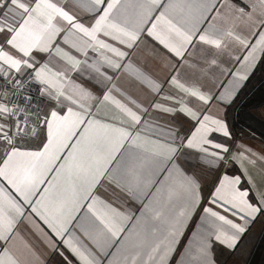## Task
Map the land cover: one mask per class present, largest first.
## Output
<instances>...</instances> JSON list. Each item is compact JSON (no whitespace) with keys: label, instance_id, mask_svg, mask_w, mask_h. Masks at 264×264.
Masks as SVG:
<instances>
[{"label":"snow or ice","instance_id":"6c2138e0","mask_svg":"<svg viewBox=\"0 0 264 264\" xmlns=\"http://www.w3.org/2000/svg\"><path fill=\"white\" fill-rule=\"evenodd\" d=\"M162 3L163 0H136L137 11L129 14L131 0H79L80 7L93 14L86 24L55 0H0V79L10 77L13 71L22 74V69H32L35 80L44 86L40 94L47 97L52 104L43 117L39 113L35 114V126H31L27 107L9 106L4 102L5 94L0 92V178L6 180L19 193L25 204L31 206L35 203L36 207H32L31 211L60 238V242L80 264H103L77 237L72 234L65 236L73 213L81 206V201H91L89 210L104 226L100 233L104 237V243L89 236L104 256L109 255L106 247H111L113 241L124 231L123 227L106 221L105 216L111 214L121 220L127 219V216L99 200L93 192L95 186L108 173L111 161L119 154L125 161L133 162L134 167L128 171L134 176V185L139 193L159 184L160 180L156 179L158 174L168 173L169 177L173 175L179 149L167 141L143 138L137 127L142 121L139 113H147L148 109L135 105L136 110H133L112 97L111 93L104 95L102 101L98 102L111 101L118 111L110 117L113 123L101 121L86 103L92 99L91 93L75 85L71 92H66L65 73L54 71L48 63L37 67L33 52H49L57 36L66 32L63 37L65 44L70 42L71 37L82 34L81 43L71 42V47L85 56L86 49L91 48L93 51L107 50L116 57L123 58L127 53L105 42L100 38L101 35L131 48L140 38V34L147 31L149 36L170 53L181 58L187 52L188 46L193 44L194 38L221 49L222 46L226 47L223 44L226 36L232 37L244 48L251 47V51L243 57L246 62L255 61L257 51L264 53V11L254 21V26L259 30L253 33L258 36L253 47L246 37L232 31L224 32L213 23H208L206 29H201L200 26L206 21L215 20L221 15L220 8L226 0H187L188 8L191 10L195 6V12L192 14L190 11L189 18H182L178 23L168 18V11L173 7L172 0H169L151 26L145 29L144 25L152 19L153 11ZM260 4L264 5V0H260ZM248 7L247 13L244 9H239V13L252 20L255 4H249ZM159 25L164 26L163 30H158ZM55 53L74 69H79L81 61L63 51L59 45H56ZM235 59L240 60L241 57L237 56ZM106 62L114 69L121 66L118 60L111 58ZM212 63L215 64L216 61L213 60ZM96 71L99 72V68ZM246 78L240 76L242 80ZM7 83L12 84L14 81L8 79ZM149 83L151 84L150 81ZM172 83L202 102L211 99L198 88L180 84L174 77ZM17 87L22 88L23 83H19ZM24 98L27 101L31 99L27 96ZM153 107L173 116L176 113V109L160 104H154ZM179 111L195 121L194 130L189 132L186 139V147L213 157V160L207 161L210 164L223 160L220 152L228 153V148L214 143L209 139V134L222 132L229 136L226 125L208 115H198L187 105ZM20 113L23 117L18 115ZM12 117L16 119L9 124ZM168 134H171L170 130ZM160 135H165L162 129ZM29 137H35L39 141L37 148L22 150L19 143ZM207 145L220 152L209 151ZM66 149L68 151L65 152ZM65 155L67 159H63ZM50 173L53 175L50 176ZM240 185V176L223 175L210 193L211 204L219 205L225 212H232L233 216L239 215L241 220L255 219L257 214H264V186L253 189ZM132 187L133 185H129V189ZM180 187L183 193L180 207L172 209V215L167 220L159 210L150 209L145 214L141 229H133L128 233L129 239L120 246V253L110 259L108 264H165L169 252L173 251L172 244L177 242L176 237L181 234L180 228L184 226L188 214L196 208L199 200L194 177L184 176ZM164 191H167L171 205L174 189L167 180L161 188L156 189L157 195ZM145 194L151 195V192ZM33 197L38 198L33 200ZM50 198L55 201V207L51 209L45 205V201ZM97 202L106 209L103 215L95 210L94 205ZM200 211L208 218H214L206 222L215 229V241L229 248L235 247L237 235L243 233L245 227L213 207H204ZM24 214L23 206L0 187V240H9L16 223L15 217H22ZM157 222L167 225L166 234L163 236L160 234V223ZM211 235L212 233H207L204 236V243L199 248L200 264H212L208 246ZM0 251V264H18L7 247Z\"/></svg>","mask_w":264,"mask_h":264},{"label":"crops","instance_id":"0c3cea01","mask_svg":"<svg viewBox=\"0 0 264 264\" xmlns=\"http://www.w3.org/2000/svg\"><path fill=\"white\" fill-rule=\"evenodd\" d=\"M55 2L64 6L66 10L86 24L90 16L93 15L80 7L79 0H55ZM135 3L136 0H131L128 9L129 14L137 11ZM168 3L169 0H163L161 6L153 11L152 19L144 25L145 29L151 26L155 17ZM172 3L173 7L168 11V18L172 19L174 23H178L182 18L188 19L190 11L192 14L195 12V6L191 10L188 8L187 0H172ZM249 4H255L252 20L239 13V9H244V12L247 13ZM261 11H264V5L260 4V0H226V3L220 8L221 15L217 16L215 20L206 21L200 27L204 30L208 23H213L224 32L232 31L246 37L254 47L258 36L253 33L259 30L254 26V21L260 18L259 13ZM163 27V25H159L158 30H163ZM66 34V32H61L57 36L53 48L49 52H33L37 67L48 63L54 71L65 73L67 77L65 81L66 92H71L75 85L83 88L87 93H91L92 99L87 100L86 103L92 108L97 118L103 122L113 123L110 117L118 111L116 105L111 101L98 102L102 101L103 96L109 93L122 104L132 107L133 110H136L135 105L148 109L147 113H139L142 116V121L141 125L137 127L142 137L159 142L167 141L179 151L176 153L177 160L174 166L176 170L173 175L169 177L168 173L158 174L156 179L160 180V183L139 193L134 185V176L128 171L134 167L132 161H125L118 154L117 158L108 165L109 171L93 189L94 195L118 212L125 214L127 219L121 220L111 214L105 216L106 221L117 224L124 229L120 237L113 241L111 247H106L105 250L109 253L107 257L89 239L91 236L104 243V237L100 235L104 226L89 210L90 200L81 201V206L73 213V219L65 236L74 235L103 264H108L110 259L117 257L120 253V246L129 239L128 233L133 229L138 231L141 229L145 214L150 209L159 210L164 214V219L167 220L172 215V209L180 207L183 195L180 184L184 176L194 177L199 200L196 208L188 214L184 226L180 228L181 234L176 237L177 242L172 244L173 251L169 252V258L165 264H200L199 248L203 245L204 236L207 233H212L208 239L209 259L212 264L230 263L245 235L258 228L264 220V214H257L255 219L241 220L239 215L233 216L232 212H225L219 208V205H212L210 193H212L217 181L225 174L240 176V187L255 189L257 186H264V159H261L264 157V145L256 139L247 137L233 140L226 116L227 108L234 105L264 53L257 51L255 61L246 62L243 57L251 51V47L244 48L232 37L226 36L223 42L226 47L222 46L221 49H216L214 46L204 44L198 38H194L193 44L188 46L187 52L181 58L174 56L163 45L149 36L147 31H143L131 48L112 40L110 37L101 35L100 38L104 39L105 42L127 53L123 58L116 57L107 50L93 51L91 48L86 49L87 56H85L82 52L71 47V42L81 43L80 36L82 34L78 33L71 37L70 42L65 44L63 37ZM56 45L81 61L79 69H74L65 59L56 55ZM237 56L241 59L236 60L235 57ZM108 58L118 60L121 65L120 68L110 67L106 62ZM213 60L216 61L215 64L212 63ZM92 65L94 67H90ZM96 68H99V72L96 71ZM240 76L247 78L242 80ZM105 77H111V79ZM173 77L186 87L198 88L211 99L202 102L198 98L184 93L172 83ZM10 79L18 84L22 82L27 87L34 86L38 82L35 80L32 69H22V74L13 71ZM4 94V102L9 104V95ZM166 97H171V99H166ZM154 104L174 108L176 113L173 116L159 111L153 107ZM184 105L196 111L198 115H208L221 120L226 125V129L230 133L229 136L223 135L222 132H213L209 134V139L227 147L228 153L213 149L210 145L206 146L209 151L220 152L223 160H216L214 164H210L207 161L213 160V157L206 156L197 149L186 147V139L189 132L194 130L195 121L179 111ZM41 106L42 111L39 114L43 117L52 107V104L47 97L43 96ZM18 115L23 117L22 113ZM15 119L12 117L8 123L11 124ZM34 121L35 116L30 115L29 125L35 126ZM161 129L165 133L163 136L160 135ZM169 130L171 134H168ZM38 144L39 141L35 137H29L21 141L19 147L22 150H35ZM66 151L68 150L66 149ZM234 157L235 159H233ZM63 159H67V156L65 155ZM249 161L254 163H249ZM49 175L53 174L50 173ZM165 180L174 189L171 205L168 202L167 191L160 195H157L156 192V189L164 185ZM129 185H133V187L129 189ZM0 187H3L8 195L23 206L25 213L22 217H15L16 223L10 233L9 240H0V250L7 247L18 264H66V261L67 264H80V261L60 242V238L56 237L47 225L31 211L32 207H36L35 203L31 206L25 204L19 193L3 178H0ZM145 192H151V195H146ZM37 198L33 197V200ZM4 204L7 209V200L4 201ZM45 205L50 209L54 208V199L46 200ZM94 207L96 212L102 215L106 212V209L98 202ZM204 207H213L214 210L220 211L221 214L245 227L246 230L237 235L235 247L229 248L215 241V229L206 222L208 219L214 218H208L205 213L200 211ZM9 214L14 215L13 213ZM166 230L167 225L160 223L161 236L166 234ZM249 245H251V241H249ZM246 255L247 253L243 257ZM241 261L242 259L240 264Z\"/></svg>","mask_w":264,"mask_h":264},{"label":"trees","instance_id":"16d2710c","mask_svg":"<svg viewBox=\"0 0 264 264\" xmlns=\"http://www.w3.org/2000/svg\"><path fill=\"white\" fill-rule=\"evenodd\" d=\"M264 55L252 76L239 93L234 105L227 108V122L233 140L252 138L264 145ZM245 235L241 245L248 240ZM241 264H264V229Z\"/></svg>","mask_w":264,"mask_h":264},{"label":"built area","instance_id":"2783aa9c","mask_svg":"<svg viewBox=\"0 0 264 264\" xmlns=\"http://www.w3.org/2000/svg\"><path fill=\"white\" fill-rule=\"evenodd\" d=\"M10 77L0 79V91L9 95V106L17 108L26 106L31 116L40 113L42 111L41 100L43 99L40 93L44 86L36 82L34 86L27 87L23 84L22 88H18V83H7ZM26 96L31 98L30 101L25 100Z\"/></svg>","mask_w":264,"mask_h":264},{"label":"rangeland","instance_id":"374dc122","mask_svg":"<svg viewBox=\"0 0 264 264\" xmlns=\"http://www.w3.org/2000/svg\"><path fill=\"white\" fill-rule=\"evenodd\" d=\"M263 229H264V220H262V222L260 223L258 228H256V230L248 234L249 235L248 240L244 242L246 244L245 245L242 244L239 247V249L235 251V254L232 256V259L228 264H240V260L242 259L243 255L246 254L245 251H249V249L255 245L261 233L263 232ZM249 241H251V245H249Z\"/></svg>","mask_w":264,"mask_h":264}]
</instances>
